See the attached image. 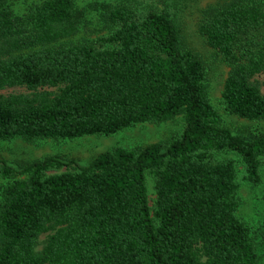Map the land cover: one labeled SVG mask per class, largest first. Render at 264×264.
<instances>
[{
    "label": "trees",
    "instance_id": "trees-1",
    "mask_svg": "<svg viewBox=\"0 0 264 264\" xmlns=\"http://www.w3.org/2000/svg\"><path fill=\"white\" fill-rule=\"evenodd\" d=\"M155 1L105 4L108 32L67 44L59 41L77 30L73 0H39L20 15L0 5V88L30 90L0 95V139L183 118L165 141L117 146L85 164L0 159L2 177L20 176L0 191V264H258L252 228L236 213L238 165L259 181L264 134L221 123L202 60L182 43L170 2ZM197 31L229 66L227 111L264 119L252 80L264 70V0H217L201 9Z\"/></svg>",
    "mask_w": 264,
    "mask_h": 264
},
{
    "label": "rangeland",
    "instance_id": "rangeland-1",
    "mask_svg": "<svg viewBox=\"0 0 264 264\" xmlns=\"http://www.w3.org/2000/svg\"><path fill=\"white\" fill-rule=\"evenodd\" d=\"M39 0H0V5L11 10L12 15H20L29 6ZM77 8V30L71 36L61 39L63 44L77 43L105 35L109 26L102 18L103 6L122 0H73ZM142 4H156L152 0H138ZM170 9L180 28L182 43L195 52L203 62L206 70L208 96L218 112L222 124L233 132L244 134H264V119L251 120L229 113L224 107L221 91L228 74L229 66L224 58L214 48L206 44L197 31L201 9L208 7L217 0H168ZM147 4V5H148ZM252 80L264 93V70L255 74ZM55 90V88H47ZM30 90L22 85L4 86L0 95L11 93H28ZM183 127L181 114L161 122H140L132 124L111 134H87L73 138L54 139L50 137L25 140L21 137L0 139V159L17 168L45 156H57L63 159H73L80 164L87 163L97 153L117 146L131 148L151 142L165 141L171 135L178 133ZM63 169V168H62ZM239 170V204L237 215L244 219L252 228L258 254V264H264V159L259 169L260 179L250 183L243 178L242 167ZM2 177L0 175V191L8 182L19 178ZM148 199L151 206L154 198L152 178H147ZM1 199V196H0ZM41 233L37 238L36 249H40L47 234Z\"/></svg>",
    "mask_w": 264,
    "mask_h": 264
}]
</instances>
